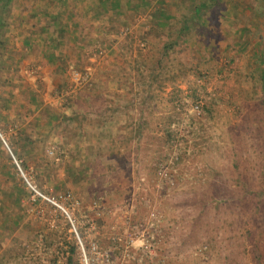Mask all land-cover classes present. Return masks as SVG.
<instances>
[{
    "label": "rangeland",
    "instance_id": "obj_1",
    "mask_svg": "<svg viewBox=\"0 0 264 264\" xmlns=\"http://www.w3.org/2000/svg\"><path fill=\"white\" fill-rule=\"evenodd\" d=\"M198 1L162 5L140 37L81 24L55 83L0 38V264H79L65 215L13 156L71 194L109 264H264V194L245 180L264 183V0Z\"/></svg>",
    "mask_w": 264,
    "mask_h": 264
},
{
    "label": "crops",
    "instance_id": "obj_2",
    "mask_svg": "<svg viewBox=\"0 0 264 264\" xmlns=\"http://www.w3.org/2000/svg\"><path fill=\"white\" fill-rule=\"evenodd\" d=\"M15 1L18 2L17 5H14ZM218 1L199 0L197 3L200 4L194 5L193 11L197 12L201 6H204L202 3ZM226 2L229 3L228 0ZM179 3H183V0H9L4 12L9 13L11 8L16 14L14 17L1 18L0 26L10 25V28L8 32L6 29L1 31L0 38L9 37L8 41L13 40L19 48V54L27 55L26 58L21 57L23 64L34 57V60L44 65L42 68L44 78L46 76L48 79H57L56 71L64 70L68 61L67 58H63L66 52L61 46L67 43L71 47L72 44L75 46L74 41L81 38L80 35L78 36L81 24L93 26L92 23L96 25L101 23L102 27L111 24L113 30L117 29L115 31L117 36L121 35L124 29L132 28L134 31L130 36L128 34L129 38L137 35L140 37L144 33V24L152 25L155 21L154 14L161 15L162 5L167 8V14H170L174 8L179 11L177 8ZM169 5H172V11ZM143 19L145 23H140ZM123 36L127 37V32ZM52 81L55 83L53 79ZM31 88L35 87L31 86ZM35 99L43 103L45 97L40 93ZM1 221L3 222L2 219Z\"/></svg>",
    "mask_w": 264,
    "mask_h": 264
},
{
    "label": "built area",
    "instance_id": "obj_3",
    "mask_svg": "<svg viewBox=\"0 0 264 264\" xmlns=\"http://www.w3.org/2000/svg\"><path fill=\"white\" fill-rule=\"evenodd\" d=\"M13 158L21 172L24 181L30 189L32 198L34 200L38 199L47 203H51L56 208H59L65 215L68 229L73 232L76 237V246L78 245L79 248V264H109L111 255L108 251H102L94 240L89 241L88 244H85V242L82 241L83 236L81 234L79 224L77 220L72 218L69 209L64 205V202L62 201V198H70L71 194L68 192L64 195L60 194L59 196H56L52 193L41 190L31 179V177L28 176L26 172H23L16 158L14 156Z\"/></svg>",
    "mask_w": 264,
    "mask_h": 264
},
{
    "label": "trees",
    "instance_id": "obj_4",
    "mask_svg": "<svg viewBox=\"0 0 264 264\" xmlns=\"http://www.w3.org/2000/svg\"><path fill=\"white\" fill-rule=\"evenodd\" d=\"M8 2H9V0H0V14H1L2 12H4V10L6 9V6H7ZM202 4H204V6H206V4H209V3H202ZM209 5H210V4H209ZM198 10H199V9H198ZM0 24H2L1 16H0ZM183 25H184L183 28H185V27H186V23H184ZM0 27H1V26H0ZM0 44H3V43L0 41ZM263 79H264V78H263ZM262 158H263V160H264V153H262ZM263 165H264V164H263ZM263 173H264V172H263ZM246 176H248V175L246 174ZM247 179L250 181V182H249V185H247V187L249 188L250 192H251L252 194H254L255 197H258V196H257L258 193H263V194H264V183H262L263 180L259 182V181H256V180H254V179H249L248 177H245L246 182H247ZM263 179H264V178H263ZM245 180H244V181H245ZM7 187H8V185L5 184V183L0 184V195H1V191L7 189ZM13 202H14V207H15V201L13 200ZM262 202H263L262 204H261V202H260L259 210H260L261 208L264 210V201H262ZM17 203H19V202H17ZM4 204H5V202L3 201V199H1V200H0V219H2V218H1V215H2V214H3V216H7V213H8V212H4V211H5V208L2 209L3 206H4ZM7 205H8V204H7ZM8 206H9V205H8ZM262 213H263V212H262ZM263 214H264V213H263ZM257 226L259 227V226H261V225H260L259 223H257ZM249 233H250V231H249ZM261 238L264 239V235L261 234ZM258 243H260V241H259ZM74 249H76V245L72 242V244L70 245V250H71V252H73ZM260 256L263 257L262 253H261ZM71 259H72V257L69 256V257H68V262H71Z\"/></svg>",
    "mask_w": 264,
    "mask_h": 264
}]
</instances>
